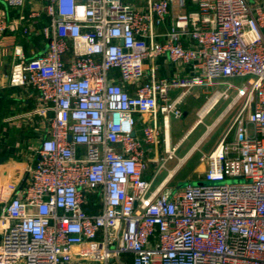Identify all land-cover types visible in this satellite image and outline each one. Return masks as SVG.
Here are the masks:
<instances>
[{
  "label": "built area",
  "instance_id": "2783aa9c",
  "mask_svg": "<svg viewBox=\"0 0 264 264\" xmlns=\"http://www.w3.org/2000/svg\"><path fill=\"white\" fill-rule=\"evenodd\" d=\"M173 1L45 0V49L15 48L10 84L39 92L49 124L25 188L6 187L0 264H264V0L171 14ZM164 55L170 77L147 70ZM196 88L209 90L202 109L242 107L202 158L206 183L166 187L171 172L154 188L161 131L173 159L165 130Z\"/></svg>",
  "mask_w": 264,
  "mask_h": 264
},
{
  "label": "crops",
  "instance_id": "0c3cea01",
  "mask_svg": "<svg viewBox=\"0 0 264 264\" xmlns=\"http://www.w3.org/2000/svg\"><path fill=\"white\" fill-rule=\"evenodd\" d=\"M145 1V0H144ZM174 0L171 14L187 10L191 3ZM0 13L6 20L7 28L0 34V217L11 195L5 193L10 186L14 191H22L29 179V167L38 160V147L45 134L48 121L36 109L41 107L39 92L31 86H13L10 84V71L16 60L15 48H22L23 55L32 57L44 51L46 46L42 26L50 21L46 12L45 0H26L24 5L15 7L0 0ZM171 16L159 27L160 40L169 29ZM28 26V31L25 27ZM152 65L157 67L160 77H170L178 66L167 56H159L147 61V70ZM177 91L173 92V95ZM198 93L207 100L209 90L196 88L186 98L185 107L195 104ZM205 100V102H206ZM204 102V103H205ZM217 105V104H216ZM215 107V106H214ZM227 108V107H226ZM226 108L222 111L225 112ZM214 109V108H213ZM221 113V114H222ZM190 114V111H188ZM142 121L136 125V132L143 135ZM171 126V123H170ZM171 129V139H172ZM160 147L155 154L159 159ZM154 155V154H152ZM149 176V175H148ZM3 224L0 222V240ZM1 242V241H0Z\"/></svg>",
  "mask_w": 264,
  "mask_h": 264
},
{
  "label": "rangeland",
  "instance_id": "374dc122",
  "mask_svg": "<svg viewBox=\"0 0 264 264\" xmlns=\"http://www.w3.org/2000/svg\"><path fill=\"white\" fill-rule=\"evenodd\" d=\"M115 72L116 75L119 74L117 70ZM241 81L240 79L236 80V82ZM229 99H222L213 107L214 109L212 108L208 113L200 116L206 98L203 94L198 93L195 104H190L188 107L182 106L184 114L180 118L172 116L170 121L173 133L171 144H179V147L173 159H166L167 153L163 145L164 129H162L161 142L159 144L160 161L159 163L154 162L153 167L147 173V175L152 176L154 171L158 170L154 181V188L156 185L162 184L171 172H173V176L166 182V187L175 186L181 189L189 182L198 183L201 181L202 183H206L201 178L207 168V164L202 158L208 155L215 147L230 125V121L242 107L243 100H240L226 115H223L222 111L227 107ZM188 111H190V114H188ZM161 123L162 116H160ZM226 180L228 183L246 182L243 177H229ZM92 264L100 263L94 262Z\"/></svg>",
  "mask_w": 264,
  "mask_h": 264
},
{
  "label": "bare ground",
  "instance_id": "6f19581e",
  "mask_svg": "<svg viewBox=\"0 0 264 264\" xmlns=\"http://www.w3.org/2000/svg\"><path fill=\"white\" fill-rule=\"evenodd\" d=\"M210 105H211V102H209L208 105H206L205 108L201 110L200 116L204 115L205 113H208L209 110H211L212 106H210ZM165 133H166V139H167V141H171V126H167V128L165 130ZM172 175H173V172L169 175V178Z\"/></svg>",
  "mask_w": 264,
  "mask_h": 264
}]
</instances>
